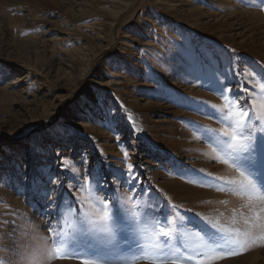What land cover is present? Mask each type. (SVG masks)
Wrapping results in <instances>:
<instances>
[{
    "label": "rangeland",
    "instance_id": "374dc122",
    "mask_svg": "<svg viewBox=\"0 0 264 264\" xmlns=\"http://www.w3.org/2000/svg\"><path fill=\"white\" fill-rule=\"evenodd\" d=\"M230 63L264 70L260 0H0V260L32 264L28 257L51 247L48 226L58 214L70 232L68 197L85 194L69 185L93 168L103 169L112 192V173L134 166L137 188L120 186L121 197L149 189L137 200L155 196L183 214L230 218L245 201L189 183L194 171L238 175L193 131L220 127L209 116L223 103L213 74ZM224 82L232 95L251 88L231 71ZM217 264H264V246Z\"/></svg>",
    "mask_w": 264,
    "mask_h": 264
},
{
    "label": "snow or ice",
    "instance_id": "6c2138e0",
    "mask_svg": "<svg viewBox=\"0 0 264 264\" xmlns=\"http://www.w3.org/2000/svg\"><path fill=\"white\" fill-rule=\"evenodd\" d=\"M260 5L264 11V0H260ZM4 71L0 68V75ZM217 71L218 74H213L212 91L223 103L211 105L215 115L209 116L220 127L193 124V131L209 145L216 162L238 175L229 179L194 171L196 178L189 183L208 188L215 185L219 192L238 196L245 201L241 208L234 209L224 223L200 213L183 214L180 206L171 200L165 204L153 196L138 201L137 196H147L149 189L139 190L137 196H119L120 186H126L130 192L137 188L132 164H127L126 172L112 173L113 182H119L112 192L107 191L108 177L103 169L93 168L84 176L74 177L69 185L70 189L85 194L76 196L75 201L68 197L75 209V227L70 232L60 230L58 214L56 227L52 223L48 226L49 232L55 233L47 242L51 247L37 250L28 257L32 264H40L41 259H74L79 264H217L242 255L254 246H264V70L257 72L250 65L235 69L230 63ZM230 71L251 83L244 95H232V89L224 82ZM128 120L133 124V131H137L130 114ZM124 157L125 161L129 159L126 151ZM82 163L87 161L82 160ZM47 183L53 185L56 180L49 176ZM58 189L59 185L46 190L45 198ZM99 193H103L102 198ZM63 203L64 195L60 194V204ZM220 203L227 204V201ZM92 208L93 211L88 210ZM161 209L163 212L159 216L154 214ZM0 264L4 261L0 260Z\"/></svg>",
    "mask_w": 264,
    "mask_h": 264
}]
</instances>
